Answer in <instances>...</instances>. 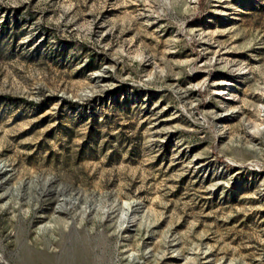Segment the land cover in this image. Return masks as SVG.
Returning <instances> with one entry per match:
<instances>
[{
    "label": "rangeland",
    "instance_id": "374dc122",
    "mask_svg": "<svg viewBox=\"0 0 264 264\" xmlns=\"http://www.w3.org/2000/svg\"><path fill=\"white\" fill-rule=\"evenodd\" d=\"M0 264H264V0H0Z\"/></svg>",
    "mask_w": 264,
    "mask_h": 264
}]
</instances>
